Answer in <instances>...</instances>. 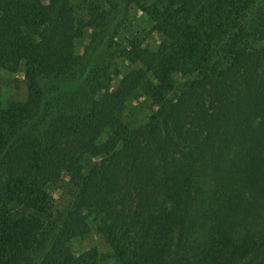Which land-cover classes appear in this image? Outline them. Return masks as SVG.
Here are the masks:
<instances>
[{"label":"trees","instance_id":"1","mask_svg":"<svg viewBox=\"0 0 264 264\" xmlns=\"http://www.w3.org/2000/svg\"><path fill=\"white\" fill-rule=\"evenodd\" d=\"M255 1L137 0L164 36L157 48L132 41L126 56L142 68L117 89L92 85L86 103L54 112L42 134L24 135L46 107L41 80L75 74L78 29L67 16L54 21L41 0L2 7L0 67L24 65L28 96L0 102V264H99L97 248L72 247L92 230L117 264H223L246 193H264V88L236 105L218 101L213 112L205 94H190L225 96V72L241 55L264 51L250 41ZM181 74V95L166 99ZM141 96L162 101L168 125L125 120L129 101ZM187 111L188 126L174 119ZM225 115L237 142L228 163ZM88 159L96 161L86 172ZM66 175L76 189L55 213L50 188Z\"/></svg>","mask_w":264,"mask_h":264},{"label":"rangeland","instance_id":"2","mask_svg":"<svg viewBox=\"0 0 264 264\" xmlns=\"http://www.w3.org/2000/svg\"><path fill=\"white\" fill-rule=\"evenodd\" d=\"M10 1L0 0V11ZM41 1L44 7L49 5V15H52L54 21H60L67 16L75 23L78 29V36L75 38L76 53L81 60L74 75L49 76L41 80L46 92V107H42L38 116L26 124L20 130L19 135L42 134L52 120L54 112L70 109L79 101L86 103L92 85L100 86L103 91L117 89L132 70L142 68V62H134L126 56L127 49L135 39L138 38L142 45L148 43L153 48L159 47L164 40L162 34L154 31L146 11L141 8L137 0ZM247 23L251 26L250 41L263 45L264 0L255 1L247 13ZM44 31V27L40 29L38 40L42 39ZM215 59L218 57L216 56ZM214 66L219 67L220 65L215 63ZM24 69V65H21L20 70L16 72L0 67L1 103L27 99L28 88ZM184 76L181 74L175 78L174 88L166 95V99L177 101L181 95L179 89ZM222 79L227 81L224 85V89L227 90L225 96L220 92L214 97L209 96L208 93L213 94L200 88L195 91L194 95L191 93L190 97L199 98L205 94L204 103L207 109L213 112L220 102L227 101L231 105H236L242 95H255L257 91L264 88V51L241 55L236 64L225 72ZM238 94L241 95L238 96ZM233 96H237L238 99L234 100ZM160 104L162 105V101L141 96L129 101L124 118L132 126L139 125L140 122H145L144 124L157 122L165 127L168 125V122L165 123L168 116L165 114V108H161ZM174 119L187 126L194 122V117L190 116L189 111L184 117L176 114ZM222 120L224 122L222 135L230 138L228 146L223 149L228 153L225 160L228 163L227 159L232 158L237 142L232 136L233 127L226 115ZM224 140L222 141L223 147ZM95 161L96 159L87 160L86 172ZM75 189L76 186L69 175L64 176L50 188L55 213L68 206L73 199ZM240 218V224L229 229L228 243L224 247L222 263L264 264V193L257 191L246 193ZM72 247L77 252L95 247L99 253V264H117L111 247L96 230L74 239Z\"/></svg>","mask_w":264,"mask_h":264}]
</instances>
